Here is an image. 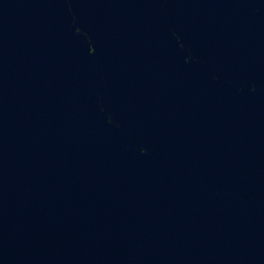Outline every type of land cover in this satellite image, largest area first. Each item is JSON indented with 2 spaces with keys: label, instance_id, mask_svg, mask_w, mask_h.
Masks as SVG:
<instances>
[{
  "label": "water",
  "instance_id": "1",
  "mask_svg": "<svg viewBox=\"0 0 264 264\" xmlns=\"http://www.w3.org/2000/svg\"><path fill=\"white\" fill-rule=\"evenodd\" d=\"M0 264H264V0H0Z\"/></svg>",
  "mask_w": 264,
  "mask_h": 264
}]
</instances>
